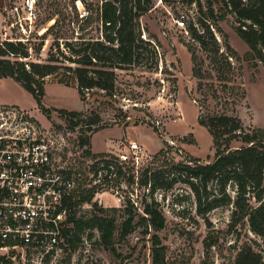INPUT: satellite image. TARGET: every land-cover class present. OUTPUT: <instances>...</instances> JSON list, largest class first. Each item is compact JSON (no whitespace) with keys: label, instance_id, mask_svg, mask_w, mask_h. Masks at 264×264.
Masks as SVG:
<instances>
[{"label":"rangeland","instance_id":"1","mask_svg":"<svg viewBox=\"0 0 264 264\" xmlns=\"http://www.w3.org/2000/svg\"><path fill=\"white\" fill-rule=\"evenodd\" d=\"M32 1L35 16L29 13L27 0H7L4 38L39 41L37 33L41 34L52 23L46 24L52 13L62 11L72 17L77 12L82 13L83 9L91 12L102 3V0ZM13 6L19 7L18 13L11 12ZM197 9L195 4L188 6L183 0H154L151 10L141 17V25L143 36L160 44L159 65L117 70L112 94L94 89L81 99L75 84L64 85L58 76L51 75L46 79L43 98V104L50 111L46 114L34 96L14 79L1 81L0 102L17 103L43 127L65 137L66 148L61 157L72 170L69 174L75 179V195L84 188L95 189L91 203L74 207L77 216H88L95 209L96 212L100 208L110 209V214L118 217L120 227L129 201L140 215L144 214L145 203L152 201L148 189L139 183L129 184L123 177H120V184L116 183L115 170L109 178L112 182L106 183L103 179L106 171L99 165L94 166L96 159L86 155L84 149L87 146L80 145L79 137H90L93 153L92 147L110 149L105 153L124 160L125 170L133 173L138 181L147 168L155 170L194 158L212 161L216 149L212 135L198 122L200 110L205 114L227 113L240 118L247 112L248 118L250 106L245 100V84L257 115L264 119V70L261 68L264 64L251 59L248 45L236 32L234 16L228 14L220 26L239 59L230 58L233 69L224 72L228 80H220L211 59L192 41L187 24L179 22L189 20ZM217 34L223 43V36ZM50 43L47 41L42 60L47 57ZM188 43L196 50L201 78L193 74L194 63ZM259 74L260 83L254 84L251 78L255 79ZM58 109L82 111L88 117L100 114L102 121L95 126L80 122L72 130L69 129L70 121ZM132 140L142 145V151L136 154L129 148ZM229 190L234 193L232 188ZM154 198L166 217V227L159 231L166 245V264H235L237 254L245 244L264 254V240L251 230L247 219L231 225V206L199 213L196 197L188 184L181 182L171 190H159ZM137 221L139 219H135ZM143 230V226L137 227L125 240H120L118 230L115 251L100 244L97 229L87 230L83 241L58 258V264H152L151 235H144Z\"/></svg>","mask_w":264,"mask_h":264},{"label":"trees","instance_id":"2","mask_svg":"<svg viewBox=\"0 0 264 264\" xmlns=\"http://www.w3.org/2000/svg\"><path fill=\"white\" fill-rule=\"evenodd\" d=\"M183 2L188 6L195 4L198 8L189 20L183 22L187 24L192 41L211 59L220 80H228L224 72L233 69L230 58L239 59L220 26L228 14L234 16L236 32L248 45L251 59L264 64V0H206L205 5L203 0ZM153 5L154 0H102L98 8L91 12L87 10L84 16L78 12L72 17L62 11L52 13L46 24L52 23L41 34L37 33L39 41L0 38V79L12 78L18 82L34 96L46 114L50 111L43 104V98L46 79L51 75L58 76L64 85L75 84L81 99L94 89L112 94L117 70L159 65L162 57L160 44L151 37H144L141 25V17ZM217 32L223 36V43ZM49 40L47 57L42 60L41 54ZM186 45L192 53L193 74L201 78L196 50L192 44ZM58 111L70 121L68 127L72 130L80 122L95 126L102 121L100 114L88 117L82 111ZM198 122L212 135L216 149L212 161L194 158L155 170L147 168L138 181L133 173L125 170L124 160L109 153H93L90 137H79L80 145L87 146L86 155L96 159L94 166L99 165L106 171L103 178L106 183L112 182L109 178L115 170L116 183H121L120 177L126 178L129 184L139 183L148 189L152 201L145 203L143 215L138 214L137 208L129 201L119 227L118 217L110 214V209L100 208L99 212L95 209L88 216H77L74 207L91 203L95 196L94 188L81 189L67 202L71 208L70 221L73 222L72 248L83 241L87 230L97 229L100 244L115 251L118 230L120 240H125L137 227L143 226L142 233L151 235L152 264H166V245L159 235V231L166 227V217L154 195L159 190H171L181 182L188 184L194 193L199 213L231 206V225L247 219L251 230L264 240V129L245 126L235 114H205L202 110ZM235 142L242 144L234 145ZM113 165L115 169L111 168ZM135 219L139 221L135 222ZM235 264H264V254L245 244L238 252Z\"/></svg>","mask_w":264,"mask_h":264},{"label":"built area","instance_id":"3","mask_svg":"<svg viewBox=\"0 0 264 264\" xmlns=\"http://www.w3.org/2000/svg\"><path fill=\"white\" fill-rule=\"evenodd\" d=\"M27 5L35 16L33 1ZM65 148V137L43 127L28 110L0 104V264H58L71 251L67 202L74 198L75 179L61 157ZM129 148L142 151L134 140Z\"/></svg>","mask_w":264,"mask_h":264},{"label":"crops","instance_id":"4","mask_svg":"<svg viewBox=\"0 0 264 264\" xmlns=\"http://www.w3.org/2000/svg\"><path fill=\"white\" fill-rule=\"evenodd\" d=\"M7 9V0H0V38L1 39H5L4 38V28H5V11ZM262 70H264V66L261 67ZM260 78H261V74H259L255 79L251 80L253 81L254 84H256L258 82V84L260 83ZM3 79L6 78H1L0 79V83ZM245 89H246V93H245V100L247 101V103L250 106V116H248V118H246V114L243 116L241 114V119L242 122L245 126H253V127H258V128H263L264 129V119H262L261 117H259L257 115V112L255 111V107L252 104V102H250L249 100V91L247 89V86L245 84ZM0 104H15L18 105L17 103H13V102H5V101H1ZM92 150H94V153H105V152H110L111 150H97L95 148L92 147Z\"/></svg>","mask_w":264,"mask_h":264}]
</instances>
